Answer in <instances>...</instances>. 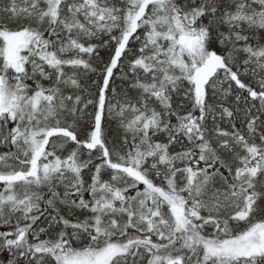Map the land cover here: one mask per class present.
Listing matches in <instances>:
<instances>
[{
    "label": "snow or ice",
    "instance_id": "6c2138e0",
    "mask_svg": "<svg viewBox=\"0 0 264 264\" xmlns=\"http://www.w3.org/2000/svg\"><path fill=\"white\" fill-rule=\"evenodd\" d=\"M0 264H264V0H0Z\"/></svg>",
    "mask_w": 264,
    "mask_h": 264
}]
</instances>
